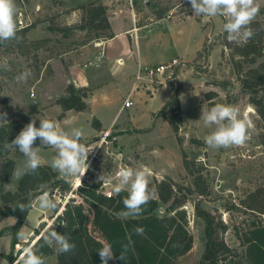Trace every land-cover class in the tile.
I'll return each instance as SVG.
<instances>
[{"label": "rangeland", "instance_id": "obj_1", "mask_svg": "<svg viewBox=\"0 0 264 264\" xmlns=\"http://www.w3.org/2000/svg\"><path fill=\"white\" fill-rule=\"evenodd\" d=\"M92 1L95 0H15L18 9L17 29L35 22V27L27 33L26 39L31 42L48 40V44L47 49L37 51L28 59L14 51L13 42L9 43L10 50L0 57V61L6 60L10 66V71L0 70V113L7 114V121L30 117L40 122L39 119L47 118L53 119L64 130L82 127L85 135L81 143L92 147L87 161L90 168L79 186H75L79 177H74L70 182L71 191L68 195L51 196L56 200L58 211L45 210L46 217L43 216L45 221H41L38 226L37 222L43 215L40 211L44 209L39 207L37 200L36 208L27 219L25 234L44 226L40 232L42 234L58 222L57 217L62 214L70 198H76L81 202L78 189L82 182L89 185L100 183L102 192L112 193L109 178L112 183L117 182L116 173L121 167L137 168L144 164L161 167V162H164L173 168L171 172L175 175L174 177L165 175L160 180L171 177L180 184H191L192 178L187 175L185 169L183 170L181 151L183 148L192 159L196 158L197 162H201L207 168L205 175L209 179L210 195L202 198L195 194L185 205L193 247L186 255L177 259L175 264H197L204 253L205 223L196 217L194 208L198 201H201L205 210L215 214L227 225L228 228L220 235L221 238L230 246L239 249L241 245L237 235L241 236L248 225L262 218L258 214L248 213L242 201L264 186V121L249 104V96L241 92V86L234 77L227 53L226 56H221L224 50L221 34L225 18L216 16L205 21L202 17L194 15L188 0H182L163 18L165 20H157L154 14V0H137L141 14L137 19V26H147L138 32L139 53L136 51V40L133 37L135 51V56H132L133 62H138L139 54L143 67L157 66L158 63L171 58L181 60L182 65L174 70L173 74L169 72L165 76L167 84L164 86H145L143 83L140 90L131 96L133 105L127 108L124 103L130 95L129 90L136 75L132 76L133 78L128 77L126 81L122 79L121 72L119 74L107 72L104 76L98 77L99 69L91 67L88 70L92 77L90 83H95V86L90 89L91 93L94 91L88 102L90 110L72 112L66 115L67 118L59 120L62 110L56 104V100L65 96L72 68L75 66L84 69L99 53L97 41L87 40L86 31L73 27L79 22L80 12L74 10L67 13V10L76 9ZM100 1L109 5L110 16L113 15V11L128 5L127 0ZM174 1L176 0H171ZM257 3L260 12L255 19H264V0H257ZM191 15L197 20L200 19L203 27L197 24ZM185 17H188L185 22L173 23ZM112 24L115 33H122L133 26L130 14L113 17ZM204 34L207 48L202 47V55H197L190 61H183L182 57L192 58ZM125 38L127 40V37ZM173 42L178 47L172 46ZM26 69H31L32 75L27 82L17 83L15 77ZM101 83L102 86L96 87ZM217 84L226 85V88L222 89V86ZM209 92L216 93L211 100L205 97ZM151 95L153 98H150ZM175 98L179 99L182 110V124L178 135L182 138L183 144L178 143L168 121L163 117H156L163 106ZM217 103L238 106L241 115H247L251 121V127L248 129L249 139L244 144L252 148L251 159L231 163L227 156L236 146L217 149L206 145L205 137L215 130V126L206 127L200 117L202 110H208ZM95 118L107 126L115 124L111 133L116 135L118 140L101 148L99 144L95 145L106 131L101 128L94 131ZM2 123L5 122H0ZM194 138L200 139L203 145L201 147L193 145L191 141ZM152 150L162 151L163 156L156 160L151 159ZM39 154L41 164L50 166L56 152L51 147H40ZM10 157L15 160V169L24 166L25 158L18 150L13 149ZM177 168L183 170V174H177ZM103 174L105 179L100 180ZM148 178L150 184L156 179ZM19 180L20 178L14 174L10 179L3 177L0 160V184L3 183L4 191H15ZM104 183L106 186H103ZM164 209L165 207L162 211ZM4 226L8 225L2 224L0 228ZM37 239L38 236L33 231L20 242H27L31 246ZM10 247L11 238L0 237V252L9 254ZM21 248L22 245L15 247L16 258L22 254ZM0 264L8 262L0 258ZM45 264H58L56 256L47 257Z\"/></svg>", "mask_w": 264, "mask_h": 264}, {"label": "trees", "instance_id": "obj_2", "mask_svg": "<svg viewBox=\"0 0 264 264\" xmlns=\"http://www.w3.org/2000/svg\"><path fill=\"white\" fill-rule=\"evenodd\" d=\"M167 1L165 3L163 0H154V14L158 20L165 18L176 3L182 0ZM138 6L137 0H133L134 9H138ZM74 10L80 12V18L73 27L86 31L87 40L104 41L114 37L108 7L102 1L95 0L76 9H68L67 13ZM197 21L201 22L200 19ZM35 25L34 22L17 29L18 39L0 44V57L10 50V42L14 43L16 53L28 59L37 51L47 49L48 40L31 42L26 39L27 33ZM251 27L255 35L247 43L240 45L229 42L227 33L223 31L221 39L224 50L221 56H226L227 53L234 77L241 86V92L249 96V104L264 121V19H255ZM203 46L204 49L207 48L205 42ZM197 55L201 56L202 50ZM217 85L222 86V89L226 88V85ZM65 93L64 97L56 100V104L62 110L59 120L64 119L68 111L89 110L86 102L91 94L89 88L69 83ZM214 96H216L215 92L205 95L208 100ZM156 117L165 118L176 135L178 143L183 144L182 138L178 135L182 124L179 99L175 98L167 102ZM32 120L30 117H25L0 124V160L5 179L13 176L16 163L10 157L12 150H4L3 144L6 140L10 143ZM96 122L95 118L93 127L98 130L100 125ZM39 123L36 122L37 127ZM191 143L197 147L203 145V142L197 138L192 139ZM34 145L41 146L40 140L37 139ZM181 151L184 169L192 178L191 184H180L171 177L155 179L149 184V188L154 191L153 198L143 207L141 215L122 220L116 214L124 210L123 199L127 196V192L107 197L100 190V183L89 185L82 182L78 189V195L82 201L78 202L76 198H70L62 214L57 217L58 222L47 229H55L61 234L68 235L70 242L75 245L74 250L57 255L53 248L43 242L40 233L43 225L42 228L34 230L38 239L31 246L38 248V254L45 260L55 255L58 264H102L97 250L105 243H110L117 255V258L109 260L108 264H175L177 259L186 255L193 247V237L188 230L185 205L195 194L202 198L210 195L209 179L205 175L207 168L201 162H197L196 158L192 159L183 148ZM40 185H45L52 197L57 195L65 197L71 191V184L61 179L57 171L45 164H41L37 173H28L21 177L15 191H4L3 183L0 184V224L8 218L16 219L14 224L0 228V237L11 238L10 253L0 252V258L7 260L8 264H14L16 259L14 252L17 245H22L20 253H23L25 247L30 246L27 242L21 243L17 233L26 225L33 203L41 194ZM52 199L56 203V200ZM29 201L32 202V206L28 211L16 208L18 204H28ZM242 204L248 213L258 214L262 218L248 225L241 236L236 234L241 245L240 250L230 246L221 238L220 235L228 228L227 225L215 214L205 210L201 201L195 204L196 217L204 221L206 234L205 250L197 264H264V186L251 193L247 200L242 201ZM52 210L58 211L57 204ZM137 227L143 229L142 235L136 234ZM124 246H127L126 259L121 261L118 257Z\"/></svg>", "mask_w": 264, "mask_h": 264}, {"label": "clouds", "instance_id": "obj_3", "mask_svg": "<svg viewBox=\"0 0 264 264\" xmlns=\"http://www.w3.org/2000/svg\"><path fill=\"white\" fill-rule=\"evenodd\" d=\"M195 16L202 17L205 21L210 17L221 16L226 22L223 31L227 33V40L237 45L247 43L253 38L255 32L251 27L260 12L257 0H188ZM18 9L15 0H0V44L18 39L16 16ZM0 70L10 71L6 60L0 61ZM32 75L31 69H26L15 77L17 83L27 82ZM6 113H0V122H8ZM206 127L215 126V130L205 137V143L210 148H229L242 146L249 139L248 129L251 121L247 115L242 116L241 110L236 105L217 103L208 110H202L201 117ZM39 127L33 119L19 132L9 143L3 144V149L18 150L25 158V164L21 168L14 169V175L21 178L28 173L35 174L41 167V146L51 147L56 155L51 160V168L58 172L61 179L71 182L74 177H82L88 169V156L92 151L89 145L81 143L85 132L82 127H74L64 130L52 119H39ZM40 140L39 147H34L36 140ZM117 182L111 183L113 194L119 195L127 192L123 199L124 210L116 215L119 219H128L141 215L143 207L153 198L154 191L149 188L150 180L147 170L143 165L137 168L121 167L116 173ZM100 180L105 179L101 175ZM41 194L38 196V205L41 209H55L56 203L51 198L50 192L45 185H40ZM32 206L20 203L16 208L25 211ZM136 234L142 235L143 229L136 228ZM18 238H25L23 231L17 233ZM45 245L53 248L57 255L70 253L75 245L70 242L66 234H61L55 229L45 230L42 233ZM39 249L29 246L23 249L14 264H45V259L38 254ZM102 264H108L109 260L116 259L110 243H105L97 250ZM127 246L121 250L119 259H126Z\"/></svg>", "mask_w": 264, "mask_h": 264}, {"label": "crops", "instance_id": "obj_4", "mask_svg": "<svg viewBox=\"0 0 264 264\" xmlns=\"http://www.w3.org/2000/svg\"><path fill=\"white\" fill-rule=\"evenodd\" d=\"M127 1H128V5L125 8H122V9L119 8L117 11H113L112 16L109 15V20H110V23L112 26V32L114 33V37L111 39H108V40H104V41L100 40L99 42L97 41V43H96V46L99 48V53H98V55L95 56V58L93 60L97 61L98 65L97 66H88V67H85L84 69H79V68L74 66L72 68V71H71V75H70L71 77H70L69 83H74L78 87H87V88L91 89V87L95 86L94 85L95 83L94 84L90 83L92 77L89 75L88 70L91 69V67L99 69L98 71H100V72H98V77L104 76L105 74H107V72H113L114 74H116V73L119 74L121 72L122 79L125 81L127 80L128 77L133 78L132 76L137 74L139 66H141L142 69L150 68L149 66L143 67V63L140 59L139 54H138V56H139L138 62H136L137 64L134 63L132 60V56L133 57L135 56V51L133 48L134 47L133 37L136 40L135 41L136 51H138V53H139L140 43L138 42V32L141 28H145L147 25L137 26V19L141 15L139 12L140 7L138 6V9H134L131 1L130 0H127ZM103 3L107 7H109V5L107 3H105V2H103ZM109 11H110V9L108 10V12ZM120 14H125L126 16L130 14L133 26L130 28H127V30L122 32V33H115L113 31L112 18L116 17L117 15H120ZM191 16L194 17L197 24H199L200 26L203 27L201 22H198L197 18L194 15H191ZM187 18L188 17H185L179 21H173V23L174 22L175 23H183L187 20ZM161 20H165V19H161ZM125 37H127V40ZM204 40H205V34L203 35L200 46L198 47V49H196L192 58L185 59V57H182L183 61H190V60L194 59L197 56V53L202 49L203 44H204ZM176 45L177 44L174 43L172 46H174L176 48V47H178V45L177 46ZM173 59H175V58H171L169 60L171 61ZM169 60H166L164 62H160L157 65L165 64ZM134 82H135V76H134V80H133V83L131 85V89L129 90V92L132 90ZM102 85L103 84L101 83L99 85H96V87L102 86ZM93 94H94V91H92V93L88 97L87 104L89 102V98L92 97ZM150 98H153V95H151ZM88 106H89V110H90V105L88 104ZM72 112L81 113V112H76V111L71 110V111L66 112V115L69 113H72ZM65 118H67V116H65ZM96 119L99 121L100 128L103 130H108L110 128H113V126L115 125V124H112L110 126H107V124H105L104 122H102L98 118H96ZM94 131H96V129ZM151 152H152L151 159H153V160H156L158 157L160 158L163 156L162 151L156 152V151L152 150ZM154 157H155V159H154ZM161 163H162L161 167H158V166L156 167L155 165H153L151 167L149 165H145V164L143 165L144 168L147 170L148 177H151V179L156 178L158 180L163 178L165 175L174 177L175 174L173 175V173L171 172V170H173V168L170 167V165L167 166V163H164V162H161ZM183 170H184V166H183ZM183 170H180L179 168H177L176 173L181 174L182 172H184ZM37 198L35 199V201L33 203L32 209L30 210L27 219L29 218L30 213L36 208ZM40 212L43 213V215L39 218L36 226H38V224L41 221H45L43 219V216L46 214V211L41 210ZM45 217H46V215H45ZM15 222H16L15 218H8V219L3 220L1 222V225L2 224L12 225ZM1 225H0V227H1ZM27 226H28V224H27V220H26V225H24L22 227L21 231H23L25 233ZM35 228L36 227H34V229ZM33 231H30L26 235V237L30 236L33 233ZM21 239L22 238H20V241H21Z\"/></svg>", "mask_w": 264, "mask_h": 264}, {"label": "built area", "instance_id": "obj_5", "mask_svg": "<svg viewBox=\"0 0 264 264\" xmlns=\"http://www.w3.org/2000/svg\"><path fill=\"white\" fill-rule=\"evenodd\" d=\"M133 6V0H130ZM98 62L95 60L89 61V63L85 66H97ZM182 65L181 60L179 59H173L168 63L152 66L150 68L142 69L141 66L138 68V72L135 76V82L133 85L132 90L130 91V95L127 98V100L124 103V106L130 107L133 105L132 98L134 93L138 92L140 90V86L145 83L146 85H155L157 86H164L167 84L165 76L170 73H174V70H176L178 67ZM172 73V74H173ZM112 128L106 130L103 132V135L100 137V139L95 142V145L99 144V148H101L103 145H109L113 141H117L118 137L116 135H113L111 133ZM93 145V144H92ZM90 148H92L90 146ZM253 157V151L250 146L242 145V146H236L227 156V159L231 163H238L239 161H243L245 159H251ZM93 160V159H92ZM90 165V164H89ZM90 166H88V169ZM87 169V170H88ZM87 170L85 174L87 173ZM84 174V175H85ZM82 176V178L84 177ZM103 186H106V183L103 184ZM107 197H111L113 194L109 192H103Z\"/></svg>", "mask_w": 264, "mask_h": 264}, {"label": "bare ground", "instance_id": "obj_6", "mask_svg": "<svg viewBox=\"0 0 264 264\" xmlns=\"http://www.w3.org/2000/svg\"><path fill=\"white\" fill-rule=\"evenodd\" d=\"M81 179H82V177L80 178H78V179H76V183H75V186L76 187H78L79 186V184H80V182H81Z\"/></svg>", "mask_w": 264, "mask_h": 264}, {"label": "water", "instance_id": "obj_7", "mask_svg": "<svg viewBox=\"0 0 264 264\" xmlns=\"http://www.w3.org/2000/svg\"><path fill=\"white\" fill-rule=\"evenodd\" d=\"M148 3V2H147Z\"/></svg>", "mask_w": 264, "mask_h": 264}]
</instances>
